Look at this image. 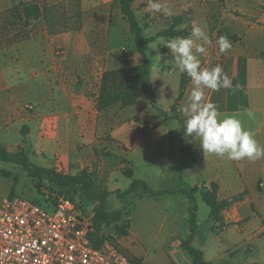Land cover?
I'll list each match as a JSON object with an SVG mask.
<instances>
[{"label": "crops", "instance_id": "crops-1", "mask_svg": "<svg viewBox=\"0 0 264 264\" xmlns=\"http://www.w3.org/2000/svg\"><path fill=\"white\" fill-rule=\"evenodd\" d=\"M113 1L108 9L115 6L113 15L125 20ZM219 1L224 10L210 18V7L222 9H218ZM246 6L248 11L240 14ZM23 7L13 9L7 2H0V145L6 149L23 145L25 149H35L39 145V149L60 160V170L70 175H96L108 193L121 191L118 174L125 176L124 171L129 169L134 177L133 168L124 169L120 163L137 150L146 164H152L138 180L156 195L138 188L125 198L132 205V215L137 214L135 221L126 219L123 247L128 256L140 264H177L173 256L180 251L192 264L180 243L189 235L191 206L183 191L194 188L197 227L192 245L202 252L204 261L264 264V159L236 161L201 149H170L166 126L169 120L151 108L142 95L134 106L118 104L99 111L97 99L103 73L141 63L135 47L131 53L123 52L122 38L130 33L128 22L125 20L120 34L117 24L112 23L104 43L78 32L50 34L40 20L42 15L26 19ZM169 9L175 17L161 32L173 26L185 32L187 38L194 26H200L212 41L206 54H198L201 68L211 70L220 65L232 81L230 89H206L205 102L217 105L221 118L230 115L239 119L264 147V0H171ZM139 23L146 36L147 26ZM218 33H224L231 42L228 52L219 51ZM157 39L162 42L153 51L155 59L147 56L151 61L153 101L158 109L167 112L177 104L179 117L175 119L185 124L181 109L188 103L193 85L164 47L171 38ZM118 63L121 65L116 66ZM174 73H178L174 80L167 78ZM184 80L185 89L179 99ZM170 99L175 102L170 103ZM249 112L253 117L248 116ZM141 143L144 149H133ZM172 150L177 155L171 158L168 169L157 167ZM42 159H37L38 163ZM212 184L220 204L217 219L211 217L203 200ZM200 203L207 210L205 220L199 217ZM178 209L186 227L184 237L170 236L178 226Z\"/></svg>", "mask_w": 264, "mask_h": 264}, {"label": "rangeland", "instance_id": "rangeland-1", "mask_svg": "<svg viewBox=\"0 0 264 264\" xmlns=\"http://www.w3.org/2000/svg\"><path fill=\"white\" fill-rule=\"evenodd\" d=\"M0 2L3 5L7 2L10 8H21L30 4L40 5L42 10V16L40 17V20L43 21L50 34L78 32L81 34L89 35V37H92L93 39L104 41L108 36L110 25L112 23L117 24L119 34L124 32V23H126L125 20H117L116 16L113 15L114 8H116L115 6L111 5V7L108 9L111 0H0ZM160 3L165 9H169L171 0H160ZM220 3L221 2L219 1L218 9L222 8L221 6H223V2L221 3L222 5ZM147 5L148 0H137L133 10L135 11V14L141 24H145L147 26L145 35H157L159 32L165 29L166 26H169L172 23V19L175 16L174 14L170 16L166 15L164 12L153 13L150 9H148ZM247 9V6L245 8H241L240 14L248 11ZM222 10H224V7L220 10H213L212 7H210L208 9V15L210 18H216L219 15L218 13H220ZM236 12L238 13V11ZM198 16L199 15H197V17ZM13 17L16 20L20 19L18 15H14ZM220 35L223 36L224 33H218L219 37ZM122 39L124 46L123 52L131 53L134 49L133 36L131 35V33H129L127 37L123 36ZM160 42H162V40L157 39L147 46L146 54L152 61L155 59L153 51L157 50V44H159ZM120 65L121 63L116 64V66ZM177 75L178 73L167 75V78L174 80ZM163 111L164 113L161 114L162 118H165V115L176 118L179 117L176 113V110L170 112H167L165 110ZM168 120L169 122L166 124V126L167 130L169 131L168 137L170 142V149H178L179 146H181L182 149H200L199 140L196 141V137L187 136L184 134V123H179L175 118ZM17 139L21 140V137L17 135ZM33 148L35 149H25L23 145V153L32 166L46 169L55 168L60 172V160L57 157H52L51 155L46 154L43 149H39V145L34 146ZM133 149L144 148L142 147L141 143ZM7 150L11 154L21 152L19 149ZM176 153L177 152L172 150L169 156L161 159L158 164H156L158 165L157 167L168 169V167L171 165V158L177 155ZM37 159H42V162L38 163ZM120 164L124 166V169H127L128 166L132 167L134 170L133 178L136 180L139 179L143 172L147 171L148 165H152L146 164L145 158L139 155L137 153V150H135L133 154L128 155L126 160H124L123 163L121 162ZM90 175L92 176L91 179L93 181L91 192L94 193L95 191L96 194L103 195L104 198V193L106 194L107 191L103 189V186L101 185L100 180L96 177V175ZM14 179H16V182L14 184V194H16V196L27 200H32L36 204L41 205L42 208H46L43 200L46 196L50 195L49 184L44 182L43 184H41V188L38 191L34 186V181L32 180V178L20 165L3 161H0V203L3 199L8 197L11 186L14 183ZM117 180V183L121 188V191H119L120 193L126 191L132 183V179L124 176L121 173L118 174ZM70 194H72L71 191ZM128 196L129 195L121 196L120 194L117 195V193H110L105 197V201L103 202L97 200H89L82 193L73 194L72 198L74 199V201H77L82 205L86 213L96 214L99 212L102 216L105 215V220L108 221V224H110L106 226V229L109 237H111V241L124 251L125 248L123 247V238L126 237L127 234L122 235L117 227L121 226L122 224L127 225L128 221L126 219H134V221L137 219V214L136 216L132 215L133 212L131 203H128L125 199ZM136 203L137 202H135V204ZM102 206H104V209L106 210V212H108L109 215H106L102 212ZM201 209L205 212L201 211ZM206 211V207L200 203L199 217L201 220H205L206 217L204 214L207 213ZM180 213V209L175 212V217H178V226L171 230L170 236L178 235L180 237H184L186 234V227H184V224H182ZM165 233L166 231L162 233V236ZM138 264H140V261L138 262Z\"/></svg>", "mask_w": 264, "mask_h": 264}, {"label": "trees", "instance_id": "trees-1", "mask_svg": "<svg viewBox=\"0 0 264 264\" xmlns=\"http://www.w3.org/2000/svg\"><path fill=\"white\" fill-rule=\"evenodd\" d=\"M134 1L135 0H114L113 3L114 5L119 7L123 17L128 22L130 33L133 36L134 47L136 52L141 57V63L135 66L107 70L103 73L101 77L99 95L97 99V109L101 111L118 104L122 107H131L138 103L139 95H142L146 103L151 108H154L158 110V112L163 114L164 112L158 109L153 101L154 93L150 80L151 61L146 55V46L149 43H152L155 38L185 37L186 33L183 31H176L172 26L159 33L156 37L144 36L143 27L140 25L135 11L132 8ZM22 14L26 19H38L42 15L41 6L37 4L26 5L22 8ZM185 83V80L182 81L179 99L183 95ZM176 108L177 104H175L171 108V111L176 110ZM170 118L176 117H170L169 115H165L166 120ZM17 149H19L21 152L11 154L4 146L0 145V161L11 162L20 165L32 178V180L34 181V186L38 191L41 188V184H43L44 182L49 184L50 195L46 196L43 200V203L46 208H48L49 204L54 206L56 204V199L60 196L65 197L73 203L81 205L77 201H74V199L72 198L73 194L82 193L87 199L97 200L100 202L105 201V197L110 194L108 192H106V194L104 193L105 196L103 198V195H98L95 193V191L94 193L91 192L93 181L91 179L92 176L90 174L83 173L80 175H70L62 170H60L59 172L55 168L46 169L32 166L29 163L27 157L24 155L23 148L18 147ZM124 174L128 178L132 179L130 187L123 193H120L119 191L113 193H117V195L120 194L121 196H127L136 192L138 188H141L146 194H149L151 196L156 195L150 191V189L146 186L144 182L133 179L131 170H125ZM15 182L16 179H14V183L11 186L8 198L16 196V194H14ZM195 190L196 189L193 188L189 191H183L189 196L191 206L189 209L190 216L188 219L189 235L186 239H183L181 241L180 248L188 255L192 264H208L204 261L202 252L193 247L192 245L193 236L197 227L195 214L196 206L195 199L193 197V193L195 192ZM70 191L72 192V194H70ZM215 193L216 186L212 184L210 186V190L203 194V200L205 204L210 208L211 217L213 219L218 218V211L220 206V204L216 201ZM29 201L36 204L32 200ZM102 212L106 215H109L108 212H106V210L104 209V206H102ZM104 216H102L98 212L94 214L93 217L95 229L94 232L91 234V239L94 244V247L96 248L99 247L101 243L105 240L111 241V237H109L106 229V226L110 224H108V221L105 220ZM117 228L122 233V235H126L128 224H122ZM135 261L138 264L139 261Z\"/></svg>", "mask_w": 264, "mask_h": 264}, {"label": "built area", "instance_id": "built-area-1", "mask_svg": "<svg viewBox=\"0 0 264 264\" xmlns=\"http://www.w3.org/2000/svg\"><path fill=\"white\" fill-rule=\"evenodd\" d=\"M94 214L58 197L48 208L14 196L0 203V264H137L111 241L94 247Z\"/></svg>", "mask_w": 264, "mask_h": 264}, {"label": "clouds", "instance_id": "clouds-1", "mask_svg": "<svg viewBox=\"0 0 264 264\" xmlns=\"http://www.w3.org/2000/svg\"><path fill=\"white\" fill-rule=\"evenodd\" d=\"M147 7L153 13L172 15V10L165 9L160 0H148ZM211 43L200 26H194L187 38L175 37L165 41L164 47L169 50L172 61L181 72L187 74L193 85L188 103L181 109L186 117L184 134L198 138L200 149L209 155L236 161L264 159V147L258 144L254 134L245 129L239 119L230 115L221 118L217 105L205 102L206 89L218 92L233 87L220 65L211 70L201 68L198 54H206L207 46ZM216 44L221 53L228 52L232 47L226 36H220ZM169 102L175 101L170 99ZM248 116L251 118L253 114L249 112Z\"/></svg>", "mask_w": 264, "mask_h": 264}, {"label": "water", "instance_id": "water-1", "mask_svg": "<svg viewBox=\"0 0 264 264\" xmlns=\"http://www.w3.org/2000/svg\"><path fill=\"white\" fill-rule=\"evenodd\" d=\"M174 260L176 261L177 264H188L180 251L176 252V254L173 256Z\"/></svg>", "mask_w": 264, "mask_h": 264}]
</instances>
